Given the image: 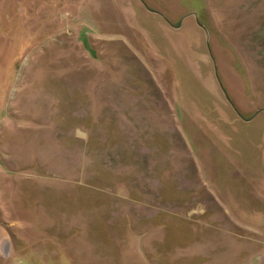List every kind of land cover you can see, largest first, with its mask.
<instances>
[{
    "label": "rangeland",
    "instance_id": "rangeland-1",
    "mask_svg": "<svg viewBox=\"0 0 264 264\" xmlns=\"http://www.w3.org/2000/svg\"><path fill=\"white\" fill-rule=\"evenodd\" d=\"M0 264H264V0H0Z\"/></svg>",
    "mask_w": 264,
    "mask_h": 264
}]
</instances>
